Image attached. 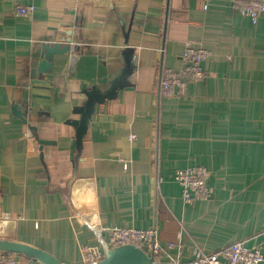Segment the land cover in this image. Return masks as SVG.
I'll list each match as a JSON object with an SVG mask.
<instances>
[{"label":"crops","instance_id":"obj_1","mask_svg":"<svg viewBox=\"0 0 264 264\" xmlns=\"http://www.w3.org/2000/svg\"><path fill=\"white\" fill-rule=\"evenodd\" d=\"M60 29L76 49L43 74ZM188 39L210 52L206 77L164 96ZM129 51L77 147L74 108L111 92ZM195 165L213 194L185 204L172 175ZM110 227H156L163 262L243 242L264 264V11L252 23L231 0H0V239L85 264L81 248L104 254Z\"/></svg>","mask_w":264,"mask_h":264},{"label":"built area","instance_id":"obj_2","mask_svg":"<svg viewBox=\"0 0 264 264\" xmlns=\"http://www.w3.org/2000/svg\"><path fill=\"white\" fill-rule=\"evenodd\" d=\"M202 8L206 10L211 0H201ZM234 10L242 16L248 17L252 23L258 21L264 11L262 0H231ZM31 13L30 7L19 6L15 9L17 16H27ZM210 52L193 40H186L181 54L182 66L178 71L165 69L161 73L160 90L164 96L185 97L190 83L198 82L206 77L201 63L209 57ZM209 172L203 166H190L176 170L172 178L181 187V198L185 204H192L199 200H207L213 194V188L208 184ZM107 246L114 248L132 245L142 249L152 259V264H261L263 256L259 246L247 247L243 242H234L228 248L206 254L199 249L194 250L193 259L189 263L172 259L163 262L161 259V245L156 227L147 229L110 227ZM81 254L85 264H94L103 257L99 248L84 246ZM0 264H18L17 255L9 252H0Z\"/></svg>","mask_w":264,"mask_h":264},{"label":"water","instance_id":"obj_3","mask_svg":"<svg viewBox=\"0 0 264 264\" xmlns=\"http://www.w3.org/2000/svg\"><path fill=\"white\" fill-rule=\"evenodd\" d=\"M59 32L62 34L61 36H58L52 43L48 42L47 44H44L40 49L39 55L41 59H43V62L40 63L39 70L43 74L50 70L48 61L52 60L55 54H65L70 50L76 49V46H72V43L74 42L72 38L73 31L71 29H60ZM131 53L132 51H129V53L126 54V69L121 77L114 82V87L111 92L99 94L97 90H90L89 92H86V103L74 108L73 112L78 114L79 118L74 119L69 123L76 127L77 147L81 146L82 137L87 130V124L94 111L95 103L111 98L117 91L123 77L129 74L130 63L128 58ZM0 252L23 254L35 260H40L45 264H62L57 258L43 250L9 240L0 239ZM94 264H152V259L148 257L142 249L132 245L118 246L114 248H107L104 246L103 257Z\"/></svg>","mask_w":264,"mask_h":264}]
</instances>
